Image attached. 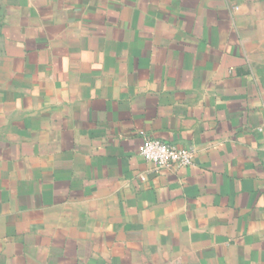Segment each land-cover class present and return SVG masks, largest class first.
I'll use <instances>...</instances> for the list:
<instances>
[{
	"label": "crops",
	"instance_id": "1",
	"mask_svg": "<svg viewBox=\"0 0 264 264\" xmlns=\"http://www.w3.org/2000/svg\"><path fill=\"white\" fill-rule=\"evenodd\" d=\"M0 264H264V0H0Z\"/></svg>",
	"mask_w": 264,
	"mask_h": 264
},
{
	"label": "built area",
	"instance_id": "2",
	"mask_svg": "<svg viewBox=\"0 0 264 264\" xmlns=\"http://www.w3.org/2000/svg\"><path fill=\"white\" fill-rule=\"evenodd\" d=\"M140 154L155 171L187 169L194 164L192 151L151 138L144 140Z\"/></svg>",
	"mask_w": 264,
	"mask_h": 264
}]
</instances>
